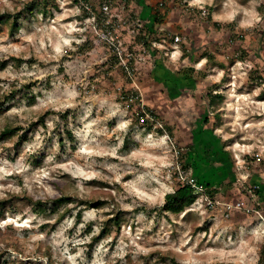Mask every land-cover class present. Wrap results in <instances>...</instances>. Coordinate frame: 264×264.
Here are the masks:
<instances>
[{
	"label": "rangeland",
	"instance_id": "1",
	"mask_svg": "<svg viewBox=\"0 0 264 264\" xmlns=\"http://www.w3.org/2000/svg\"><path fill=\"white\" fill-rule=\"evenodd\" d=\"M132 1L147 26L178 35L179 43H153V55L135 47L130 55L125 12L109 7V23L97 24L91 14L99 0L85 11L74 0H53L31 16L23 9L32 0H0L1 14L22 12L13 35L8 23L0 30V132L21 128L0 140V264H155L148 256L167 252L180 264L257 261L264 241V0ZM160 3L155 26L150 9ZM88 39L89 48H77ZM106 43L120 60L137 58L126 87L139 97L132 110L119 100V77L104 71ZM181 44L189 51L184 60ZM205 52L217 64L205 63ZM208 92L220 96L217 104L209 105ZM138 108L152 110L169 132L134 125ZM185 177L209 185L215 204L161 212L164 195ZM59 198L71 201L53 211L49 202ZM87 200L103 205L78 220ZM36 201L48 203L44 211ZM116 216L118 231L111 228L90 251L103 222Z\"/></svg>",
	"mask_w": 264,
	"mask_h": 264
},
{
	"label": "trees",
	"instance_id": "2",
	"mask_svg": "<svg viewBox=\"0 0 264 264\" xmlns=\"http://www.w3.org/2000/svg\"><path fill=\"white\" fill-rule=\"evenodd\" d=\"M40 1V3H39ZM32 0V2H30V4H27L23 11H25L26 13H28V16L33 15V11L36 9V7L38 5H41L42 8H46L47 4L49 2L53 3V0ZM84 4H86L87 6L89 5V0H81ZM182 2V0H179ZM75 3H77L76 0H74ZM106 3L108 4V6L110 7V10L112 9H116L118 8V10H120L121 12H125L124 16L126 17V20H124L123 25H125V29H128L129 31H131L134 35V40L132 42L131 45L128 46L127 51L128 53H130V55H136L134 48L135 47H140L141 48V52L143 53H152V55L154 54V52H158L157 49H153L152 48V44H160L162 42L166 43V44H171L174 41V37L175 35H170L167 33H162L159 34L156 30H152V28H150L149 26H147L142 19L139 18V15L136 14V11L134 9V3L132 0H99V9L96 11L94 8L93 9V14L92 18L93 20L97 23L102 25L103 23V16L100 10V5ZM133 6V7H132ZM163 6L162 3L156 5L155 8H151L150 11L152 13L153 16V21H154V25H159L163 19V14H161V7ZM186 8V6H184ZM260 11H262V8H259ZM83 11H85V9H82ZM41 14H46L45 10H42L40 12ZM198 15H200V12L196 13ZM22 16V12L17 13L15 15H10V14H6V13H0V30L2 28V25L8 23L9 24V28H8V33L10 35H13V33L17 30V20ZM116 18H113V22H116L115 20ZM210 16H208L207 21L210 22ZM135 22V26L132 23ZM133 25V26H132ZM132 26V27H131ZM213 27H221L219 24H215L212 23ZM235 23H228L226 24V27L228 30H230L231 33V37H233L235 35ZM108 29V28H107ZM112 29V27H111ZM110 32L111 30L108 29ZM264 36V32L260 33V37ZM95 37V36H93ZM83 44L81 45H77V48H81V47H90L89 43H91V40H84L82 42ZM106 46H108V58L106 60V62L103 64V67H105V73L107 76H112L113 74H115V76L119 77V80L121 81L120 84H123L121 86V88H118V97L119 100L124 102L127 106V108H131V110L133 109V107L136 104H139V97L138 94L132 92V90L127 89V85L129 84V79L131 77H135L137 72H136V61L137 58H135L136 56H133L130 58L128 57V54H123L120 60V57L117 52H115L114 47L111 48V46L108 45V43L105 44ZM181 55L180 58L181 60H184L186 58L189 57V51L187 50L186 45L181 44ZM131 51H133V54L131 53ZM203 59H205V63L207 64H217L215 63V58L211 53H203L202 54ZM247 53L245 50L242 49L241 54L239 56V58L241 60L246 59ZM238 57V55H237ZM15 61L17 64L21 63V60H13ZM124 62V64L122 63ZM6 64L4 63L2 65V67H4ZM220 66H223L222 64H218ZM113 77V76H112ZM252 79V78H251ZM251 81V80H249ZM213 93V91L211 92ZM210 92H208L207 94L210 97V102L209 105L213 106L215 104H217L214 101V98H220V96H212L213 94H211ZM15 92H11L10 96L8 99H12L14 98ZM216 95V94H214ZM1 105V104H0ZM212 108V107H211ZM144 112L150 114L153 118L152 121L144 118ZM65 115V114H64ZM64 117V116H63ZM142 120V121H141ZM132 123L136 126H140L142 128H149L153 125V123H160L162 124V128H156L158 132H163L168 131L169 132V128L165 127L162 120L160 119V117H158L156 114H154V112L152 110H140L139 108L136 111H133V120ZM21 130L20 127H12V126H5L2 131L0 132V140H4L7 139L9 137L15 136L19 131ZM66 138L71 142L73 140L72 134L69 131H66L65 133ZM23 138H20V140L18 141V144L22 143ZM63 140H59V144H62ZM128 146V141L125 140V142H123V148L126 150ZM182 171L184 172L187 167L186 165L181 166ZM176 177L178 176L177 173L174 174ZM203 185V190H204V194L207 195L210 198V196L213 195L214 191L209 187V185L207 184H201ZM253 189H256V186L253 187ZM256 193H259V191H255ZM196 196L193 193V190L190 186H188L186 183L181 182L179 183V185L171 192L168 194L164 195L163 198V204L160 206V211L165 213V214H172V215H179L181 214L183 211H185L186 209L190 208L196 201ZM70 198H59L55 201L49 202L50 205H52L51 209L54 211L56 208H58L59 206L63 205V204H67L70 203ZM213 201V200H212ZM215 202V201H213ZM48 203H41L40 201H36L33 203V205L36 207V210L38 211H44V209L47 207ZM264 204V202H263ZM102 204V202L100 201H91V200H87L84 202H81L80 206L81 208L78 210V212L76 213V218L78 220H80V217L82 216V213L86 210H90V209H98ZM63 217V214L61 216H59V219ZM120 226V222L118 220V217H114V218H110L108 220H106L105 222H103L102 226L100 227V233L96 236L93 237L88 245L90 251H92V248L94 246V244L99 241L100 237H103L106 232H108L111 228L115 229L116 231H118ZM258 258L257 261L255 262V264H264V241L260 244V247L258 249ZM149 259H154V263L155 264H180L176 258L170 253H154V254H150ZM116 264V263H115Z\"/></svg>",
	"mask_w": 264,
	"mask_h": 264
},
{
	"label": "built area",
	"instance_id": "3",
	"mask_svg": "<svg viewBox=\"0 0 264 264\" xmlns=\"http://www.w3.org/2000/svg\"><path fill=\"white\" fill-rule=\"evenodd\" d=\"M76 1H77V4L79 5L80 8L82 7V9H85V10L89 9L87 7V5L84 4L81 0H76ZM100 9H101V13H102V16H103V22L109 23L108 20H105L107 18V16L110 15L108 4H106V3L101 4ZM93 28L95 29L94 31H95L96 35L102 41H104V40L105 41H109V38H107V36L110 35V34L107 32V30H99V31H97L95 26ZM179 41H180L179 36L175 35L173 43H179ZM144 118H146V119H148L150 121L153 120L152 116L150 114L146 113V112H144ZM153 124H154V126H156V128H160V129L162 128V124H160V123H153ZM181 180L192 188L193 193L197 197L196 201L194 203L195 206H200V207H202L205 210H207L208 208H212L213 204H215V203L212 202L209 199V197L204 194L203 186L199 182H197L196 179H194L192 177H189V178L185 177L184 179L182 178ZM232 207L233 206L226 205V211H230ZM235 208H237V209L241 208V203H237Z\"/></svg>",
	"mask_w": 264,
	"mask_h": 264
}]
</instances>
